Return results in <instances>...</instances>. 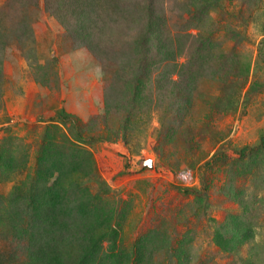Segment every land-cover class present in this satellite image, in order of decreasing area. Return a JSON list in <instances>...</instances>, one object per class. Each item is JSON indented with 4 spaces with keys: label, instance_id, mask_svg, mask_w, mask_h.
Masks as SVG:
<instances>
[{
    "label": "rangeland",
    "instance_id": "rangeland-1",
    "mask_svg": "<svg viewBox=\"0 0 264 264\" xmlns=\"http://www.w3.org/2000/svg\"><path fill=\"white\" fill-rule=\"evenodd\" d=\"M7 1L0 0L1 31L12 34L15 26L27 22L32 32L24 37L18 32L20 39L8 37L7 46L4 36L0 52V151L14 167L12 173L0 175V209L17 188L23 189L20 198L45 182L52 186L54 180L37 175V165L51 166V140L44 133L55 141L54 157L67 150L69 142L60 146V136L70 132V125L56 114L65 110L79 118L78 125L97 118L90 126L95 142L80 144L86 151L89 179L72 175L83 189L100 195L105 208L100 214L113 206L126 210L110 218V224L117 222L121 229V249L131 252L142 237L155 233L161 236L156 245L146 243L160 251L151 264H180L168 249L186 250L189 264H264V155L241 163L234 154L227 163L206 165L216 154L257 145L264 135V0H224L219 8L202 9L199 16L185 12L191 0H166L170 30L197 27L208 40L206 50L213 49L193 61L195 55L189 52L181 56L197 82L182 92L180 103L170 88L151 107L135 110L126 70L117 79L106 72L45 11L43 0L38 9L15 5L9 11ZM129 4L137 6L136 0ZM76 130L72 129L75 134ZM124 150L131 153L132 172L126 168ZM182 172L190 173L188 180L179 177ZM204 187L208 198L197 201L190 190ZM232 193L241 196L247 212L229 197ZM232 216L251 226L255 238L240 248L236 242L234 251L226 252L216 243L215 231ZM106 227L109 224L97 234ZM8 237L1 238L0 249H19V258L27 264L33 234L22 241ZM84 238L76 240L73 254L87 244ZM109 245L110 241L104 243Z\"/></svg>",
    "mask_w": 264,
    "mask_h": 264
},
{
    "label": "trees",
    "instance_id": "trees-1",
    "mask_svg": "<svg viewBox=\"0 0 264 264\" xmlns=\"http://www.w3.org/2000/svg\"><path fill=\"white\" fill-rule=\"evenodd\" d=\"M130 1L132 0H43V5L45 11L54 16L69 35L73 36L77 47L88 49L106 72L117 79L126 70L133 86L131 98L134 110L146 105L151 107L150 104L158 102L156 98L164 96L170 88L174 92V99L180 103L182 92L191 90L197 82V78L187 71V64L180 62L181 56L189 52V56L195 55L193 61L196 56H206V52H210L213 47L206 50L208 40L197 27L181 26L176 31H171L172 21L166 9V0H136L137 6H130ZM223 1L191 0L190 4L184 5V10L188 15L196 16L198 13L199 16L202 9L219 8ZM41 2L42 0H8L5 7L8 11L15 5L22 8L28 5L38 9ZM9 19V16L4 18L6 21ZM1 26L0 22V52L5 47L4 36L7 46L8 37L20 39L18 32L24 33L23 37L32 32V29H28L27 22L15 26L12 34L7 29L6 35L1 31ZM122 57L125 62L120 59ZM56 114L61 122L70 125V132L60 136L64 140V144L60 146L65 148L68 142L69 145L66 144L67 150L63 154L54 157V148L57 147L55 141L49 133H44L45 139L51 140L49 148L52 149L48 156L52 157L47 161L51 166L46 162L37 165V175L54 182L51 187L45 182L42 187L31 188V192L22 194L20 198L17 195L23 189L13 191L6 208L0 209V240L11 234L13 238H20L22 241L28 234H33L35 241L27 245L32 248L27 251V264H123V261L126 264H151L160 251L156 246H146V243L153 242L156 245L161 236L153 233L142 237L141 243H136L131 252L121 249V229L117 222L110 224V218L118 213L120 214L116 217L127 213L126 210L123 208L119 211L113 206L106 214H100V210H105L100 195L83 189L80 179L72 175H79L81 180L89 179L87 158L84 159L86 151L81 145L85 141L95 142L96 136L94 137L90 126L93 121L97 124V118H93L90 123L78 125L79 118L65 110L57 111ZM130 118L131 115L127 117L126 125L124 124L125 132L128 131ZM77 128L76 135L72 129ZM89 133L90 137L87 135ZM99 139L108 143L111 140L105 135H99ZM121 152L127 158L128 172H132L131 153L128 150ZM1 153L0 151V175L12 173V160L6 161L5 155ZM234 154L238 155L241 163L263 156L264 135L257 145L245 146L232 154H216L206 165L212 167L216 163H227ZM88 155L90 158L91 155ZM91 163L93 162L90 160V174ZM190 191L196 194L197 201L208 198L206 187L200 191ZM229 197L240 202L244 212L248 211V205L243 203L240 195L232 193ZM230 218L215 231L216 243L226 252H233L232 247L236 242L239 244L237 248H240L255 238L251 226L242 220L236 222L238 217H233V220ZM105 224H109V227L97 234V230L103 229ZM81 236L85 237L87 244L73 254L71 248H75L76 240ZM106 241H110L108 247H104ZM19 252V249L9 252L0 249V264H23ZM168 252L173 253L180 264H189L190 256L186 250L173 252V249H168L166 253Z\"/></svg>",
    "mask_w": 264,
    "mask_h": 264
},
{
    "label": "built area",
    "instance_id": "built-area-1",
    "mask_svg": "<svg viewBox=\"0 0 264 264\" xmlns=\"http://www.w3.org/2000/svg\"><path fill=\"white\" fill-rule=\"evenodd\" d=\"M186 172H182V173H180V175H179V177L182 179V180H188V177L190 176V173L189 172H187L186 174H185Z\"/></svg>",
    "mask_w": 264,
    "mask_h": 264
}]
</instances>
